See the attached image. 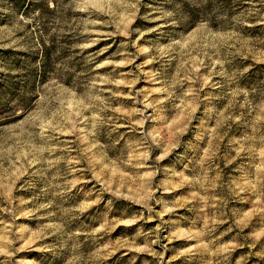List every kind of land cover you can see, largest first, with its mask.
Listing matches in <instances>:
<instances>
[{"label": "rangeland", "instance_id": "374dc122", "mask_svg": "<svg viewBox=\"0 0 264 264\" xmlns=\"http://www.w3.org/2000/svg\"><path fill=\"white\" fill-rule=\"evenodd\" d=\"M0 264H264V0H0Z\"/></svg>", "mask_w": 264, "mask_h": 264}]
</instances>
